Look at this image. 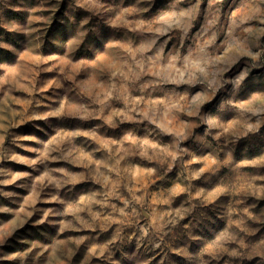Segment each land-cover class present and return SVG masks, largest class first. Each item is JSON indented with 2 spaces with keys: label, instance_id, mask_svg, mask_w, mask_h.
Returning a JSON list of instances; mask_svg holds the SVG:
<instances>
[{
  "label": "rangeland",
  "instance_id": "obj_1",
  "mask_svg": "<svg viewBox=\"0 0 264 264\" xmlns=\"http://www.w3.org/2000/svg\"><path fill=\"white\" fill-rule=\"evenodd\" d=\"M0 264H264V0H0Z\"/></svg>",
  "mask_w": 264,
  "mask_h": 264
}]
</instances>
